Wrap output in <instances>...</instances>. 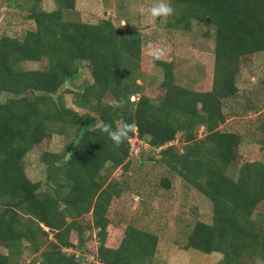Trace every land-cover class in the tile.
<instances>
[{
	"label": "trees",
	"instance_id": "trees-1",
	"mask_svg": "<svg viewBox=\"0 0 264 264\" xmlns=\"http://www.w3.org/2000/svg\"><path fill=\"white\" fill-rule=\"evenodd\" d=\"M50 1L51 11L25 12L31 27L20 36L0 34V248L6 250L0 264H18L26 248L40 257L28 264H83L67 250L83 247L85 230L95 232L96 243L86 264H150L157 245L152 233L128 224L115 248L105 244L108 208L122 193L133 137L211 205L210 223L196 221L183 250L218 253L215 264L253 257L264 262V212L256 211L264 205V163H242L231 175L239 137L219 129L222 101L237 93L240 59L264 52V0H167L175 9L169 28L188 32L192 22H208L213 72L210 90L196 92L176 85L171 68H164L157 101L135 83L143 49L153 42L108 19L82 22L75 0ZM26 62L38 67L24 69ZM80 66L90 83L64 91L72 109L60 90ZM114 99L123 106L111 107ZM99 121L113 128L134 123L136 130L116 149L96 129ZM52 135L65 140L56 153L43 148ZM31 150H39L41 181L24 173L22 161ZM159 185L167 188L168 180L160 178ZM85 215L86 227L79 222Z\"/></svg>",
	"mask_w": 264,
	"mask_h": 264
},
{
	"label": "rangeland",
	"instance_id": "rangeland-1",
	"mask_svg": "<svg viewBox=\"0 0 264 264\" xmlns=\"http://www.w3.org/2000/svg\"><path fill=\"white\" fill-rule=\"evenodd\" d=\"M156 2L158 0H75L74 10L82 22L95 23L108 19L116 28L138 31L153 42V45L143 49L139 76L135 81L141 86L142 95L152 101L161 97L163 89L160 82L164 68H171L176 85L196 92L209 91L213 72L211 27L208 22L194 21L188 32L173 30L166 25V21L154 20L148 14V8ZM31 8L48 12L54 9V4L50 0H39L35 4L31 0H0V34L18 37L30 28L31 22L24 18V14ZM121 20L127 21L123 27H119ZM154 46L164 47L168 54L153 65L148 52ZM22 66L24 69L38 67L30 62ZM89 83L87 70L80 66L78 74L67 79L60 90L64 105L74 109L71 96L65 90L78 91ZM235 86L237 93L222 101L225 122L219 126L220 130L233 132L239 137L236 162L228 169L231 175L242 163L254 160L264 163V52L240 59ZM134 98L130 97V101ZM202 132V128L198 129L197 136H201ZM64 141L63 137L52 135L43 148L56 153L62 149ZM177 145L179 147L180 143ZM135 146L128 171L121 176L122 193L112 199L108 208L106 246L115 248L123 228L129 224L156 236V251L150 264H215L221 258L218 253L203 254L182 249L196 221L210 223L211 205L208 200L177 175L160 166L155 151L148 149L143 142L136 150ZM38 152L31 150L22 161L25 176L31 182L41 181L43 177ZM119 172L116 170L115 174ZM160 178L168 180L167 188L160 187ZM256 211L263 213L264 205H259ZM79 222L86 227L90 216H83ZM94 233L85 230L83 247L69 249L67 253L86 264L90 257L88 253L95 251ZM72 241L75 242L74 234ZM0 252L5 254V248H0ZM39 259L38 253L26 248L22 250L18 264L38 262ZM243 264L264 262L253 257L243 259Z\"/></svg>",
	"mask_w": 264,
	"mask_h": 264
},
{
	"label": "clouds",
	"instance_id": "clouds-1",
	"mask_svg": "<svg viewBox=\"0 0 264 264\" xmlns=\"http://www.w3.org/2000/svg\"><path fill=\"white\" fill-rule=\"evenodd\" d=\"M148 14L152 19H160L162 22L167 21V19L175 14V9L171 6L167 0H158V2L152 4L148 8ZM127 21L121 20L119 27L125 26ZM168 52L164 47L154 46L149 52L148 56L150 58V63L153 65L156 61H161L167 56ZM123 100L114 99L111 103V107L114 109L121 108L123 106ZM96 129L102 133L106 134L107 138L111 141L114 148L119 149L126 140L129 139V134L136 130V125L134 123L119 122L116 127L109 123L99 121L96 124Z\"/></svg>",
	"mask_w": 264,
	"mask_h": 264
},
{
	"label": "built area",
	"instance_id": "built-area-1",
	"mask_svg": "<svg viewBox=\"0 0 264 264\" xmlns=\"http://www.w3.org/2000/svg\"><path fill=\"white\" fill-rule=\"evenodd\" d=\"M128 142H129V145H130L129 149H130L131 155H132V151H133L134 146L136 145L135 146V150H136V148L138 147V144H139V146H141V142L138 141L135 137L129 139ZM90 259H91V257L89 258V260ZM94 264H98V263L94 262Z\"/></svg>",
	"mask_w": 264,
	"mask_h": 264
}]
</instances>
